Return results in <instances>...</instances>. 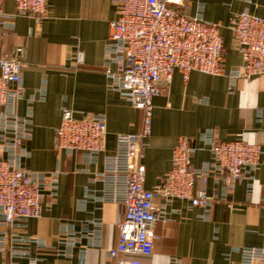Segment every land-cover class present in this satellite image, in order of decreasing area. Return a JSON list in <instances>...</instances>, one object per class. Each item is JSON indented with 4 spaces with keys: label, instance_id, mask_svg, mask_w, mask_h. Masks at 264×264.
Masks as SVG:
<instances>
[{
    "label": "crops",
    "instance_id": "0c3cea01",
    "mask_svg": "<svg viewBox=\"0 0 264 264\" xmlns=\"http://www.w3.org/2000/svg\"><path fill=\"white\" fill-rule=\"evenodd\" d=\"M184 1L189 16L202 11L205 20L221 25L224 68L241 67L232 28L244 11L264 19V0ZM3 10L13 15L15 0H3ZM118 15L119 5L113 0H50L41 23L15 18L11 21L14 29L0 41V55H17L22 48L19 55L27 63L19 114L24 117L32 111L34 124L25 144L31 156L22 166L28 171H62L59 195L43 200L41 218L29 220L23 233L58 247L65 225L93 231L92 222L100 220V246H90L87 264H113L107 252L119 243L118 224L125 209L99 202H90L83 209L78 201L88 191L101 189L94 176L102 171L104 157L114 154L117 136L139 134L143 129V112L110 90L105 72L109 23ZM40 91L45 93L44 99ZM64 110L74 111L78 117L92 113L106 118L104 152L97 163H87L81 153L67 156L55 148ZM209 131L218 142L235 141L243 135L245 141L264 150V76L232 83L227 77L199 72L184 79L176 71L164 94L154 100L152 132L142 159L146 189L162 185V178L172 169V152L180 138L202 147L201 137ZM210 161V151L199 150L192 165L201 169ZM217 179L218 174L213 173L204 187L197 183L195 192L203 188L209 196L220 198L222 184ZM156 202L171 213L172 220L156 228L152 255L128 257L133 264H240V249L264 245V156L254 178L246 177L227 200H216L209 213L186 201L165 203L158 198ZM32 254L46 258V264H81L78 250L73 256L58 257L33 247Z\"/></svg>",
    "mask_w": 264,
    "mask_h": 264
},
{
    "label": "built area",
    "instance_id": "2783aa9c",
    "mask_svg": "<svg viewBox=\"0 0 264 264\" xmlns=\"http://www.w3.org/2000/svg\"><path fill=\"white\" fill-rule=\"evenodd\" d=\"M119 5L118 18L109 23L105 72L111 91L119 93L143 112L139 134L119 135L116 150L103 159V169L94 180L98 191H88L78 205L90 202L113 203L125 209L118 224L117 247L107 252L113 264H133L129 256H150L157 239L156 228L171 222V213L156 202L186 201L209 213L213 203L227 200L246 177L252 179L264 156L258 144L245 141L218 142L209 131L201 137L202 147H193L180 138L172 152V169L154 190L145 187L146 168L142 163L147 139L152 132L154 100L164 94L173 74L184 79L192 72L227 77L232 83L264 76V19L248 11L238 15L232 28L235 49L242 66L224 68L225 47L221 25L203 17L202 11L189 16L184 0H113ZM50 0H15V13L7 15L0 0V41L14 29L11 21L25 17L41 23ZM17 55H0V255L2 264H46V258L32 254V248L47 249L58 257H70L78 250L81 264H87L88 250L100 246L102 221L92 222L93 231H81L67 224L61 230L58 247L23 233L31 219L42 216V202L60 193L61 170L44 173L25 170L22 162L31 153L25 144L33 128V112L24 117L19 104L25 98L23 83L27 63ZM81 63V58H78ZM40 98L45 93L40 91ZM35 97L31 100L34 101ZM107 121L103 115L86 113L78 117L64 110L56 130L55 148L67 156L81 153L87 163H97L104 152ZM207 149L211 161L203 168L192 165L193 155ZM213 173L222 184L221 197L209 196L203 187ZM60 247V248H59ZM240 264H264V245L240 249Z\"/></svg>",
    "mask_w": 264,
    "mask_h": 264
}]
</instances>
